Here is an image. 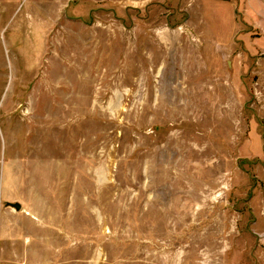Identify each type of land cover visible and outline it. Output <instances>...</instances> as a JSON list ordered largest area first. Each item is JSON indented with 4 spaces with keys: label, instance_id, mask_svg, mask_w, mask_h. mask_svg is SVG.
Returning a JSON list of instances; mask_svg holds the SVG:
<instances>
[{
    "label": "rangeland",
    "instance_id": "obj_1",
    "mask_svg": "<svg viewBox=\"0 0 264 264\" xmlns=\"http://www.w3.org/2000/svg\"><path fill=\"white\" fill-rule=\"evenodd\" d=\"M0 264H264V0H0Z\"/></svg>",
    "mask_w": 264,
    "mask_h": 264
},
{
    "label": "water",
    "instance_id": "obj_2",
    "mask_svg": "<svg viewBox=\"0 0 264 264\" xmlns=\"http://www.w3.org/2000/svg\"><path fill=\"white\" fill-rule=\"evenodd\" d=\"M9 206L13 207L15 210L19 211L20 210V205L15 203V204H9Z\"/></svg>",
    "mask_w": 264,
    "mask_h": 264
},
{
    "label": "crops",
    "instance_id": "obj_3",
    "mask_svg": "<svg viewBox=\"0 0 264 264\" xmlns=\"http://www.w3.org/2000/svg\"><path fill=\"white\" fill-rule=\"evenodd\" d=\"M20 208H21V206H20ZM17 211V210H16ZM20 211V210H19Z\"/></svg>",
    "mask_w": 264,
    "mask_h": 264
}]
</instances>
